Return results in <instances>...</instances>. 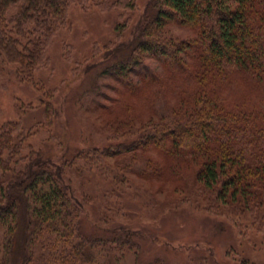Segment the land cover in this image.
Listing matches in <instances>:
<instances>
[{
    "label": "trees",
    "instance_id": "1",
    "mask_svg": "<svg viewBox=\"0 0 264 264\" xmlns=\"http://www.w3.org/2000/svg\"><path fill=\"white\" fill-rule=\"evenodd\" d=\"M73 3L119 18L92 57L129 52L109 68L117 83L99 107L123 139L78 149L74 159L127 156L142 162L129 167L140 178L213 214L264 223V0H148L129 40L135 0H0V69L14 65L19 81L39 89L37 73L49 67ZM42 88L43 122L0 123V264H111L109 243L82 231L84 203L65 178L74 161L55 163L29 143L53 120Z\"/></svg>",
    "mask_w": 264,
    "mask_h": 264
},
{
    "label": "rangeland",
    "instance_id": "2",
    "mask_svg": "<svg viewBox=\"0 0 264 264\" xmlns=\"http://www.w3.org/2000/svg\"><path fill=\"white\" fill-rule=\"evenodd\" d=\"M147 2L135 0L123 40L134 39L133 25ZM90 6L69 7L67 27L48 50L50 65L37 73L39 89L19 81L14 65L0 69V123L19 120L29 128L43 122V86L54 107L53 120L35 129L29 143L55 163L74 161L65 168V178L84 203L82 231L109 243L111 264H264V223L213 214L167 184L140 178L129 167L140 169L142 162L132 163L127 156L119 162L97 156L92 165L74 159L78 149H102L123 139L106 126L99 107L117 83L109 68L129 52L116 51L107 59L103 52L90 55L94 45L113 39L119 20L113 11ZM172 31L188 35L177 27ZM147 64L155 66L150 60ZM20 104L30 107L20 110Z\"/></svg>",
    "mask_w": 264,
    "mask_h": 264
}]
</instances>
